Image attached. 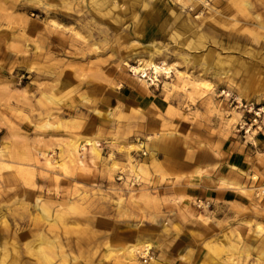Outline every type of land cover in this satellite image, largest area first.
Segmentation results:
<instances>
[{
    "label": "rangeland",
    "instance_id": "obj_1",
    "mask_svg": "<svg viewBox=\"0 0 264 264\" xmlns=\"http://www.w3.org/2000/svg\"><path fill=\"white\" fill-rule=\"evenodd\" d=\"M202 1L0 0V264H151V246L133 260L127 243L97 232L94 222L112 217L140 230L157 214L141 158L162 136L175 135L199 155L223 142L251 146L263 163L262 119L248 121L231 99L245 85L252 99L242 101L264 107V16L222 20L215 0ZM148 43L181 77L141 85L130 67ZM73 140L82 168L67 155ZM94 140L100 155L92 164ZM132 170L143 184L130 193L117 176ZM249 180L236 185L250 192L221 185L220 201L192 199L198 209L220 207L216 264H264V223L244 214L264 216L255 191L261 167Z\"/></svg>",
    "mask_w": 264,
    "mask_h": 264
},
{
    "label": "crops",
    "instance_id": "obj_2",
    "mask_svg": "<svg viewBox=\"0 0 264 264\" xmlns=\"http://www.w3.org/2000/svg\"><path fill=\"white\" fill-rule=\"evenodd\" d=\"M215 13L222 20L244 19L247 16H264V0H215ZM167 138V140L165 139ZM260 154L264 152V134L259 135ZM145 158L152 178V190L158 200L157 214L139 228L124 227L125 221L115 218H98L94 222L97 232L110 235L117 243H128L139 238L151 245V264H216L212 247L218 242L221 228L220 207L198 209L192 203L199 201L216 202L227 196L222 191L221 181L250 185L249 178L254 169L261 167L251 146L235 149L228 143L215 145L213 149L189 151L185 143L174 136H162L153 144ZM199 155V156H198ZM205 168L208 174L200 177L197 186H190V176L197 169ZM165 182L162 184L161 181ZM176 197L177 201L172 202ZM245 215L254 220L255 225L264 223V216ZM244 215V216H245ZM245 235V234H244ZM248 239L247 243L251 244ZM256 244V243H255ZM253 245L252 253L258 248Z\"/></svg>",
    "mask_w": 264,
    "mask_h": 264
},
{
    "label": "bare ground",
    "instance_id": "obj_3",
    "mask_svg": "<svg viewBox=\"0 0 264 264\" xmlns=\"http://www.w3.org/2000/svg\"><path fill=\"white\" fill-rule=\"evenodd\" d=\"M57 24V23H56ZM59 26H61L60 24H57ZM144 57L145 58H139L138 62H139V66L137 67H130L132 71H134L135 73H141L140 75V83L144 88H148V81L152 80L153 84L156 83L159 79L158 77L160 75H164L166 78L172 77L173 75L177 76V77H181V75L179 74L180 72L178 71L177 67L175 66V63H166L165 60H157V58L160 57L161 55V51L159 49H157L155 47L154 43H148L147 45L144 46ZM137 57V56H135ZM124 65H128L127 62L124 61ZM224 77L229 76V74H223ZM167 84V83H166ZM198 88L201 90H204L205 93H211L213 95V86L208 83V82H200L198 84ZM226 93V92H225ZM226 95H230V93H226ZM264 97V95H263ZM50 101V98H48ZM237 99L240 100H251L252 97L249 94L247 87L245 85H241L240 89L238 91V97ZM236 117L239 116V113H235ZM221 118H223L220 115ZM246 132H249V129L247 128L245 130ZM11 139L13 140H23L22 136L18 135V134H11ZM90 148V154L92 155V157L90 158L89 162L90 163H95L94 157H99L100 155V144L97 140H94L92 142H89L87 144ZM78 145H77V140H73L70 141L67 144V155L69 157V161L73 164L74 167H84L86 160H84V156L80 157V154L78 152ZM264 163V160H262ZM139 170L141 171H146V169L144 168H139ZM135 174V170H132ZM209 170L205 169V168H199L197 169L193 174H191L190 176V186H197L200 180L201 175L203 174H208ZM221 185L225 186V188L227 189H233V190H241L243 193H245V191H252V189L248 188V189H244V187H240L236 184L233 183H226L224 180L221 181ZM125 188L127 189L128 192L131 193V191H134L132 188H130L129 186H125ZM113 190L115 191H123L122 188L116 189L113 188ZM42 210H44V208H42ZM79 235H81V233L79 232ZM127 254L133 259L135 260V253L137 252V250L139 249V247L143 246L144 247V252L148 253L149 249H150V244H146L143 241H140L139 238L134 239L130 242L127 243ZM42 258H47L46 253L42 252L41 253Z\"/></svg>",
    "mask_w": 264,
    "mask_h": 264
},
{
    "label": "built area",
    "instance_id": "obj_4",
    "mask_svg": "<svg viewBox=\"0 0 264 264\" xmlns=\"http://www.w3.org/2000/svg\"><path fill=\"white\" fill-rule=\"evenodd\" d=\"M211 0H203L202 3L205 6H208L210 4ZM224 93V92H223ZM230 96V95H226ZM232 103H234L235 107L239 110L242 111L243 116L248 115V121H253L256 122L257 119H262L261 126L264 128V107H259L257 105H254L252 103H246L243 102L242 100H238L237 98L233 97L231 99ZM246 124V123H245ZM141 156L145 157L147 156L146 151L141 152ZM128 174L124 172H119L117 176V180L120 181V183H123L125 186H129L132 189H137L139 188L142 184L143 181L141 177L138 174H131L130 176H127ZM256 191V196L257 197H262L264 198V182L257 186L255 188ZM200 202V201H199ZM197 207H201L199 203H197Z\"/></svg>",
    "mask_w": 264,
    "mask_h": 264
}]
</instances>
